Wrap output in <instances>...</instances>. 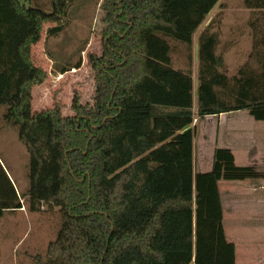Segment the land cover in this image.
I'll return each instance as SVG.
<instances>
[{"label":"trees","instance_id":"1","mask_svg":"<svg viewBox=\"0 0 264 264\" xmlns=\"http://www.w3.org/2000/svg\"><path fill=\"white\" fill-rule=\"evenodd\" d=\"M71 1L51 0L47 11L0 0V104L30 156L20 195L0 165V216L21 208V196L33 211L59 207L61 226L37 264H236L218 179L245 172H223L219 155L212 170L195 173L191 126L196 117L264 110V0H243L254 13L257 67L229 76L212 21L199 34L196 110L193 37L219 0H104L93 101L77 99L74 116H32L30 86L43 73L31 45L43 23L52 36L63 30ZM174 42L188 51L184 69L173 66Z\"/></svg>","mask_w":264,"mask_h":264},{"label":"rangeland","instance_id":"2","mask_svg":"<svg viewBox=\"0 0 264 264\" xmlns=\"http://www.w3.org/2000/svg\"><path fill=\"white\" fill-rule=\"evenodd\" d=\"M20 1L29 6L51 10V0ZM233 2L227 4V9L222 10L227 14L228 25L232 23L230 15L242 11L243 8L239 1ZM103 3L104 0L69 2L64 28L57 36H52L48 32L51 23H43L40 38L31 45L30 53L33 63L43 73L42 79L34 81L30 86L32 116L54 110H60L63 116H74L76 112L73 107L77 99L83 103L93 101L96 89L91 57L100 51L102 41L100 31L103 26L101 16L105 13L102 10ZM219 11L221 10L216 9L215 12ZM233 25L234 23L231 26ZM198 36L199 33L194 34L192 47V74L195 75L194 110L197 109L198 59L195 47L198 48ZM172 47L173 66L183 69L188 67V51L185 45L174 42ZM228 57L236 55L229 53ZM228 57L227 59H230ZM78 63L81 66L77 68ZM66 68L69 69L64 71ZM238 69L226 67V73L232 76ZM6 111L7 106L0 104V165L8 177L11 175L13 183L19 187L17 193L20 195L29 185L30 156L18 138V127L5 120ZM245 113L247 112L238 111L231 114L230 123L238 125L240 115ZM200 123L201 119L197 117L194 172L209 169L210 165L207 163L212 161L214 133L209 123L213 124L214 120L206 122L205 126H200ZM242 135L239 132L238 136ZM197 159H200L202 164H198ZM244 178L246 177L237 179H243L244 182ZM237 184L239 185L237 196H224L225 234L236 246V264H264V197L246 196V184ZM222 188L224 191L225 187ZM20 202L23 210L17 212L5 210L0 216V264H37L38 260H44L48 244L56 238L61 226L59 207L43 204L40 210L33 211L27 199L21 196Z\"/></svg>","mask_w":264,"mask_h":264},{"label":"crops","instance_id":"3","mask_svg":"<svg viewBox=\"0 0 264 264\" xmlns=\"http://www.w3.org/2000/svg\"><path fill=\"white\" fill-rule=\"evenodd\" d=\"M223 1L219 0L218 3L212 8V10L207 15L206 19L200 24L195 35L201 33V31L211 23L215 32L219 34V42L217 44L216 50L223 54L224 65L226 67L239 68L243 64L251 66H258V63L250 61L249 56L253 52V24H254V13L245 8L243 5V0H237L242 3V11L230 15V20L232 23L228 25L226 23L227 14L224 11L227 9V4L234 3V0ZM52 5V4H51ZM216 9L221 11L215 12ZM213 13V15H212ZM233 18L235 20H233ZM238 20V21H237ZM234 23L233 26H231ZM226 28V29H225ZM194 40V38H193ZM196 51L197 48L195 47ZM229 53H235L236 57H228ZM230 58V59H227ZM234 58V60L232 59ZM233 61V63H231ZM183 69V68H182ZM193 80L195 75L192 74ZM256 110V111H255ZM238 111H245L247 115H240L237 123L238 125L231 124L232 120L229 116ZM200 126H205L206 122L212 125V130L214 133L213 150H212V161L207 163L209 169H204L203 171L212 170L215 162L218 163L219 155L223 156L226 160L224 161L225 166L223 167V172H232L233 168L242 169L245 172L244 182L243 179H237L232 176H224L218 179V188L221 196L223 210H225L224 196H237L239 185L237 183L246 184L247 193L246 196L252 197H264V110L262 109H241L237 111L220 113L218 115H207L204 118H200ZM211 120V121H210ZM231 122V123H230ZM246 122V123H245ZM245 123V124H243ZM197 117L195 118L191 127H193L194 133V164H196V135L198 134ZM200 128V127H199ZM197 129V130H196ZM210 129V128H209ZM242 133V136L238 134ZM204 136V135H203ZM227 137V138H226ZM233 151V152H232ZM197 159L198 164H202V161ZM244 166V167H242ZM197 171H195L196 173ZM9 178L12 184L11 175ZM225 187L224 191L223 188ZM18 192L17 186H15ZM21 208L15 209L21 211ZM7 211V210H6ZM10 211V210H8Z\"/></svg>","mask_w":264,"mask_h":264}]
</instances>
